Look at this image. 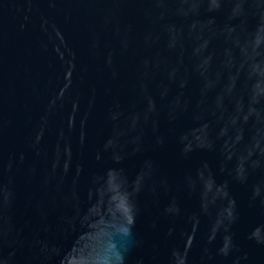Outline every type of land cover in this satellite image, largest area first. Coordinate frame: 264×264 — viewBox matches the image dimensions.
<instances>
[{"label": "water", "instance_id": "water-1", "mask_svg": "<svg viewBox=\"0 0 264 264\" xmlns=\"http://www.w3.org/2000/svg\"><path fill=\"white\" fill-rule=\"evenodd\" d=\"M0 264H264V0H0Z\"/></svg>", "mask_w": 264, "mask_h": 264}]
</instances>
